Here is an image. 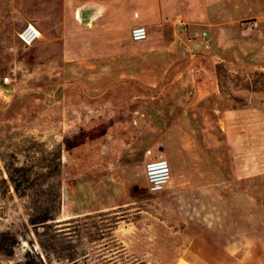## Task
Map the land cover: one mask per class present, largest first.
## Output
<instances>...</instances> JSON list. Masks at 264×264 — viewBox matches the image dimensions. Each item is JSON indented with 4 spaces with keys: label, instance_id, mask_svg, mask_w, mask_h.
<instances>
[{
    "label": "rangeland",
    "instance_id": "rangeland-1",
    "mask_svg": "<svg viewBox=\"0 0 264 264\" xmlns=\"http://www.w3.org/2000/svg\"><path fill=\"white\" fill-rule=\"evenodd\" d=\"M63 1L0 0V264H264V15L195 54L171 25L158 67L66 61ZM147 148L170 164L159 193ZM37 206L55 219L33 227Z\"/></svg>",
    "mask_w": 264,
    "mask_h": 264
},
{
    "label": "crops",
    "instance_id": "crops-1",
    "mask_svg": "<svg viewBox=\"0 0 264 264\" xmlns=\"http://www.w3.org/2000/svg\"><path fill=\"white\" fill-rule=\"evenodd\" d=\"M258 14L264 15V0H64L62 57L66 61L87 62L119 57L135 64L151 61L158 67L160 62L168 63L173 57V46L162 42L171 25L180 23V28L189 33L206 30L212 45L214 40L220 41V35L228 29L251 28L248 20ZM239 22L245 26L240 27ZM136 25L147 27V39L133 41L130 38V27ZM135 69L126 70L124 74L144 73ZM147 149L143 152L144 180V163L155 157L154 149L151 155L146 154ZM77 208L76 216L93 212L80 210L85 208L82 203Z\"/></svg>",
    "mask_w": 264,
    "mask_h": 264
},
{
    "label": "built area",
    "instance_id": "built-area-1",
    "mask_svg": "<svg viewBox=\"0 0 264 264\" xmlns=\"http://www.w3.org/2000/svg\"><path fill=\"white\" fill-rule=\"evenodd\" d=\"M251 27H257L256 20L248 22ZM147 30L143 25H136L130 29V38L133 41H141L147 38ZM40 37V31L31 23L26 24L18 33V38L23 46H30ZM189 44L185 46V51L195 54L199 51H208L211 48L209 32L206 30H196L188 39ZM8 77L3 81L8 82ZM147 155H151V149L146 150ZM144 176L147 189L151 193H159L165 189L171 180V168L167 159L163 157H150L144 163Z\"/></svg>",
    "mask_w": 264,
    "mask_h": 264
},
{
    "label": "trees",
    "instance_id": "trees-1",
    "mask_svg": "<svg viewBox=\"0 0 264 264\" xmlns=\"http://www.w3.org/2000/svg\"><path fill=\"white\" fill-rule=\"evenodd\" d=\"M260 77H262V74L260 75ZM264 78V77H263ZM257 82V80L255 81ZM13 166H6V170H7V173H8V177L10 179V181L12 183H14V189L16 192H18L19 190V184H17L13 174H12V168ZM23 167H18L17 169L18 170H22ZM16 182V183H15ZM55 218L53 216H51V214L48 213V208L47 207H44L38 211V206L36 207V209L34 210V213L32 214H29L28 215V221L29 223L33 226V227H38V226H41V225H48V222L50 220H54ZM7 241L6 239H2L0 240V252L5 254V255H10L11 254V251L10 248H8L7 246ZM73 259V258H71Z\"/></svg>",
    "mask_w": 264,
    "mask_h": 264
}]
</instances>
